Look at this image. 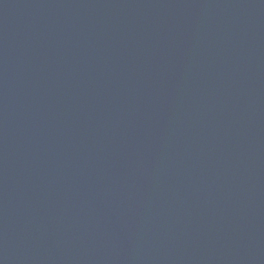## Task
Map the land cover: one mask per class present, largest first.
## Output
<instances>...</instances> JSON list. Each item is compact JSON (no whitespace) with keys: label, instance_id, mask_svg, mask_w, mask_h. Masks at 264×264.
I'll use <instances>...</instances> for the list:
<instances>
[{"label":"water","instance_id":"95a60500","mask_svg":"<svg viewBox=\"0 0 264 264\" xmlns=\"http://www.w3.org/2000/svg\"><path fill=\"white\" fill-rule=\"evenodd\" d=\"M0 264H264V0H0Z\"/></svg>","mask_w":264,"mask_h":264}]
</instances>
